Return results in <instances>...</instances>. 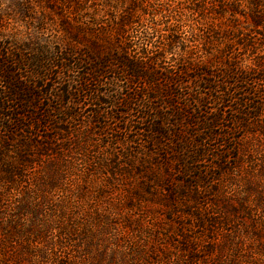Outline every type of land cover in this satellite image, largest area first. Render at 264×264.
<instances>
[{
  "label": "trees",
  "instance_id": "trees-1",
  "mask_svg": "<svg viewBox=\"0 0 264 264\" xmlns=\"http://www.w3.org/2000/svg\"><path fill=\"white\" fill-rule=\"evenodd\" d=\"M185 11L198 17V30L180 39L177 30L153 22L152 32L163 42L144 38L134 54L127 33L135 15L146 12L141 0L0 1V18L17 16L21 23L0 30V264H136L134 248L116 247L110 253L101 248L109 241L99 239L109 232L107 217L89 215L86 219L102 220L95 229L75 222L69 226L71 218L64 211L68 200L54 202L49 194L67 190L65 167L68 171L71 158L78 159L74 154L85 164L94 159L104 167L122 154L132 166L128 148L119 153L110 141L120 130L131 134L126 142L138 141V133L144 146H154H147L144 155L157 154L159 158L150 162L157 167L142 165L137 172L148 193L156 186L167 190L159 200L171 207L169 211L187 212L179 209L180 202H197L194 189L209 172L213 179L221 176L201 172L197 165L202 159H213L209 169L225 171L222 159L227 153L234 150L238 158L246 152L250 167L245 186L252 183L251 175L261 174L263 180L264 0H190ZM158 13L156 9L150 15ZM188 41L196 42L197 53ZM167 59L174 63L162 65ZM97 85L104 89L95 90ZM123 97L132 117L122 124L107 108L92 116L96 134L111 135L98 142L100 160L90 153L84 156L88 148L80 135L58 143L73 129L71 120L82 100L96 99L111 108ZM53 100L61 102L57 120L49 105ZM210 103L216 107L214 114L207 110ZM225 107L234 116L217 132L222 120L217 110ZM107 115L111 119L106 120ZM238 131L246 134L245 146H240ZM211 141L229 143L230 150H212ZM159 148H167L166 153ZM117 165L112 176L115 169L120 171ZM161 169L165 174L160 176ZM172 172L179 185L169 184ZM77 174H69L70 182ZM191 175L196 183L184 181ZM18 185L23 189L16 194ZM255 185L251 189L262 205L264 185ZM198 220L199 225L216 224L205 214ZM92 249L97 252L88 253Z\"/></svg>",
  "mask_w": 264,
  "mask_h": 264
},
{
  "label": "rangeland",
  "instance_id": "rangeland-1",
  "mask_svg": "<svg viewBox=\"0 0 264 264\" xmlns=\"http://www.w3.org/2000/svg\"><path fill=\"white\" fill-rule=\"evenodd\" d=\"M141 1L146 12L152 13L157 9L159 13L156 16L146 12L135 15V22L130 25L127 33L134 54L139 53L138 45L144 38L152 37L153 40L160 41L161 39L160 42H163V38L158 36L159 33L152 32L151 25L153 22H158V27L161 26V28L166 29L169 26L177 30L180 39L187 38V32L196 31L199 28L198 17L185 11L190 0ZM16 24H21L18 23L17 16L14 19L9 18V16L0 18L1 31L12 30ZM50 33V30L46 31L47 35ZM186 45L193 53H197L196 42L188 41ZM172 63H174L173 60L167 59L162 65L166 66ZM120 83L124 85L122 81ZM100 89H104V87L102 85L95 87V90ZM95 100L81 101L80 105L77 106L76 118L71 120L73 121L71 123L73 129H69V132L62 137L64 138L63 141L58 140V143H70L73 137L80 135L85 140L84 147L88 148L84 156L86 157L90 153L91 157L95 156V160H100L102 154L98 142L110 140L111 135L96 134L91 122V119H95L92 117L93 114L97 110L107 108L106 110L112 112L119 124H122V119L131 118L132 114H128L130 112L127 109L126 97H123L118 104L111 108L108 105L97 104ZM60 104L61 102L56 100L49 102V105H52L55 110L56 120L62 116L57 110ZM63 107L67 108L65 106L61 108ZM207 110L210 113H216V107L213 103L209 104ZM217 112L222 115V120L220 125L215 127V131L222 132L229 124L227 120L234 116V112L228 107L222 108V111L217 110ZM108 116L110 115L104 116L106 120L111 119ZM104 117L102 116L101 119ZM135 134L139 136V140L133 143L124 140L131 136L124 130L114 132V136L110 140L119 153L128 148L132 154V166L128 165L130 164L127 163L128 158L122 154L110 159L115 164L112 163L111 166L106 167L95 164L94 159L85 164L79 155H73L78 159L71 158L68 171H66L68 167H65V172L69 173H65L63 187H66L67 190L56 189L49 193L54 202L68 200L69 203L64 211L71 218L69 226H72L71 222H75L79 226L89 225L90 228L95 229L99 222L101 223L102 220L100 219L107 217L109 232L102 237L100 236L99 239L100 241L102 239L109 241L105 247L102 246L101 248L109 253L111 250L115 251L116 247L125 250L134 248L138 252L136 264H264V203L261 205L257 197L254 196L257 195L255 190L251 189L255 188L257 183H259L258 186H263L264 178L261 180V174L251 175L250 181L252 183L248 187L245 186L246 170L250 167L249 155L243 152L236 158L235 154L238 152L236 153L231 149L232 151L227 153L228 156L226 155L227 157L222 159L227 166L225 171L217 168L209 169L213 159H202L203 161L201 160L197 165L201 172L204 170L209 172L210 170L214 174H221V176L213 179V175L209 172L203 181L198 182L199 188L194 189V191L198 190L199 193H197V202L190 203L189 200H182L179 204V209L187 212L169 211L171 207H167L168 205L159 200V197L164 193L166 194L167 190L161 186H156L157 189L152 188L151 193H148V187L143 188L145 180L139 177L137 171L143 168L140 167L142 165L147 169L157 167L150 162H155L152 160H157L159 157L152 153L146 157L144 152L147 146L149 149H154V146L152 144L144 146L145 140H142V135ZM244 134L243 131L235 133L236 136L243 138L240 146H245L248 143L244 142L247 140L246 134ZM208 143L212 150H216L215 148L228 150L230 148L229 143L222 146L221 141ZM159 149L162 154L167 151V148ZM60 153L64 152L61 151ZM117 163H119L117 168L120 171L116 172L115 169V175L112 176L110 171ZM230 166L233 168H228ZM163 171L161 169L160 176L165 174ZM77 172L78 174L73 176V181L70 182L69 174H76ZM173 173L169 179V184L179 185L177 174L172 178ZM184 178V181L196 183L194 175ZM172 179L176 180L173 181ZM151 186L155 185L151 184ZM22 189L23 187L18 185L14 191L18 194ZM136 193H140L141 196L136 195ZM189 193L187 191V194ZM129 197L133 198L130 200ZM169 206L171 205L169 204ZM95 214L100 216L98 221L86 219L89 215L94 216ZM203 214L214 219L216 224L212 225L205 222L204 225H199L198 216ZM91 251L97 252L96 249H92L88 253ZM83 253L89 256L88 253ZM192 256L196 259H191ZM111 264H116V260Z\"/></svg>",
  "mask_w": 264,
  "mask_h": 264
}]
</instances>
